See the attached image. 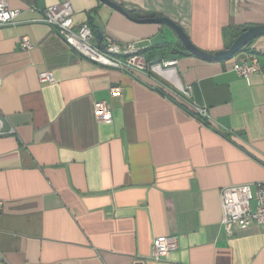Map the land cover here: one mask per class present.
<instances>
[{"label": "crops", "instance_id": "1", "mask_svg": "<svg viewBox=\"0 0 264 264\" xmlns=\"http://www.w3.org/2000/svg\"><path fill=\"white\" fill-rule=\"evenodd\" d=\"M112 1L131 18L102 0H70L74 26L89 24L98 45L138 43L150 65L176 60L157 71L176 74L183 97L211 119L172 98L159 74L102 67L72 50L42 21L59 0H8L21 14L0 27V264H264V226L229 234L220 200L228 186L264 183V36L212 62L173 55L163 48L181 43L171 28L134 21L167 17L215 53L239 28L264 25V0ZM25 35L32 50L19 45ZM252 54L262 70L247 81L233 65ZM42 72L54 81L40 82ZM98 101L111 121L96 119ZM164 236L178 248L153 260Z\"/></svg>", "mask_w": 264, "mask_h": 264}, {"label": "built area", "instance_id": "2", "mask_svg": "<svg viewBox=\"0 0 264 264\" xmlns=\"http://www.w3.org/2000/svg\"><path fill=\"white\" fill-rule=\"evenodd\" d=\"M19 9L9 6L8 0H0V27L16 25L20 16ZM74 9L70 0H59L56 4L44 10L42 21L49 25L53 32L57 34L72 50L80 56L106 68L117 69L121 72L155 73L163 77L169 84H161V88L167 90L172 98L183 99L188 106V110L204 121H209L211 116L205 106L197 102L187 101L183 96L187 94V89L180 88L177 83L165 74L160 73L155 68L159 66L162 71L171 70L176 64V60L164 62V64H152L148 61L144 49L138 43H120L110 38H104L102 45L96 43L93 29L87 23L74 26ZM19 45L23 50H32L33 44L29 36L20 38ZM234 71L247 81L249 78L262 70L259 58L252 54L248 59L235 63ZM175 78L176 74H175ZM0 74V82H1ZM42 83L53 82L54 77L51 72L39 74ZM113 96H119L122 92L120 85L110 87ZM95 116L98 121H111L113 114L110 105L106 101L95 102ZM5 116L0 109V136L5 131ZM9 133H15L11 128ZM222 209V224L225 230L232 234L237 229H245L251 225L264 226V183L232 185L221 190L220 194ZM2 202H0V211ZM178 248V239L174 236H164L155 239L153 244V260H161L170 251Z\"/></svg>", "mask_w": 264, "mask_h": 264}, {"label": "water", "instance_id": "3", "mask_svg": "<svg viewBox=\"0 0 264 264\" xmlns=\"http://www.w3.org/2000/svg\"><path fill=\"white\" fill-rule=\"evenodd\" d=\"M102 2L131 18L127 11L121 5L116 4L112 0H102ZM134 21L138 23H154L168 26L175 32L179 41L187 52L203 60L212 62L230 60L242 49L247 47L253 40L257 39L258 37L264 36V25L250 26L245 31L240 33L228 48L217 51L215 53H208L198 48L191 41L185 30L179 24L167 17L134 19ZM99 37L101 39V36Z\"/></svg>", "mask_w": 264, "mask_h": 264}, {"label": "trees", "instance_id": "4", "mask_svg": "<svg viewBox=\"0 0 264 264\" xmlns=\"http://www.w3.org/2000/svg\"><path fill=\"white\" fill-rule=\"evenodd\" d=\"M132 15V14H131ZM133 16V15H132ZM250 27V26H249ZM248 28V26H243V27H241V28H239V32H243V31H245L246 29ZM239 32H238V34H236V35H234V37H233V40H232V42L236 39V37L239 35ZM231 42V43H232ZM163 48H166V49H168L173 55H176V56H182V55H186V54H189V55H192L191 53H189V52H186V50H185V48L183 47V45L181 44V43H179V46H178V48L177 47H175V46H173L172 44H165V45H163ZM181 48V49H180ZM180 49V50H179ZM183 49V52H180L181 50ZM243 50V49H242ZM241 50V51H242ZM147 51V50H146ZM146 51H144V53H146ZM240 51V52H241Z\"/></svg>", "mask_w": 264, "mask_h": 264}, {"label": "rangeland", "instance_id": "5", "mask_svg": "<svg viewBox=\"0 0 264 264\" xmlns=\"http://www.w3.org/2000/svg\"><path fill=\"white\" fill-rule=\"evenodd\" d=\"M151 66H153V65H151ZM160 78H161V77H160ZM159 83H160V85H161V84H164V85L166 84L167 86H168V84H169V83H168L167 81H165L163 78H161V79L159 80Z\"/></svg>", "mask_w": 264, "mask_h": 264}, {"label": "bare ground", "instance_id": "6", "mask_svg": "<svg viewBox=\"0 0 264 264\" xmlns=\"http://www.w3.org/2000/svg\"><path fill=\"white\" fill-rule=\"evenodd\" d=\"M156 70L158 69V67L156 66V68H155ZM174 81L177 83V85L181 88L182 86H181V84H180V82L178 81V80H176V79H174Z\"/></svg>", "mask_w": 264, "mask_h": 264}]
</instances>
